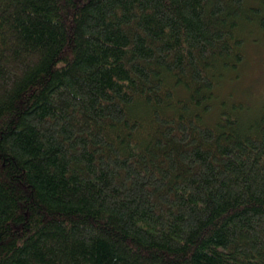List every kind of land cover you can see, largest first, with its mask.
Wrapping results in <instances>:
<instances>
[{
    "label": "trees",
    "instance_id": "obj_1",
    "mask_svg": "<svg viewBox=\"0 0 264 264\" xmlns=\"http://www.w3.org/2000/svg\"><path fill=\"white\" fill-rule=\"evenodd\" d=\"M263 42L264 0H0V264H264Z\"/></svg>",
    "mask_w": 264,
    "mask_h": 264
},
{
    "label": "rangeland",
    "instance_id": "obj_2",
    "mask_svg": "<svg viewBox=\"0 0 264 264\" xmlns=\"http://www.w3.org/2000/svg\"><path fill=\"white\" fill-rule=\"evenodd\" d=\"M264 42L261 44H252L248 46L246 63L241 68L239 78L241 81L236 80V87L233 88L234 98H247L259 92L264 86Z\"/></svg>",
    "mask_w": 264,
    "mask_h": 264
},
{
    "label": "bare ground",
    "instance_id": "obj_3",
    "mask_svg": "<svg viewBox=\"0 0 264 264\" xmlns=\"http://www.w3.org/2000/svg\"><path fill=\"white\" fill-rule=\"evenodd\" d=\"M244 48V47H243Z\"/></svg>",
    "mask_w": 264,
    "mask_h": 264
}]
</instances>
